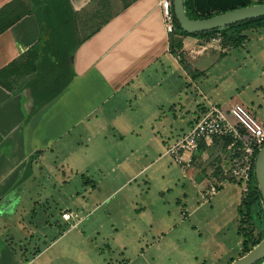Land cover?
<instances>
[{
	"label": "crops",
	"instance_id": "obj_1",
	"mask_svg": "<svg viewBox=\"0 0 264 264\" xmlns=\"http://www.w3.org/2000/svg\"><path fill=\"white\" fill-rule=\"evenodd\" d=\"M159 2L0 0V11L10 8L11 14L0 20L3 26H7L0 32V264H59L60 261V264H70L72 260L74 263L71 264H98L95 253L92 255L91 252H95L97 247L89 243V239L97 233L99 218L89 220L92 215L94 217L98 205L113 195L104 193L105 186L100 188L98 185L102 182H95L84 197L78 191L81 185H66L70 187L72 198L82 204L73 214L82 218L83 211L86 216L79 220L76 228L66 229L56 241L34 256L28 250L19 252L14 246V239L17 241L27 234L23 233V224L29 210L26 209L25 214L23 210L17 211L16 216L23 219L21 223L14 220L16 216L8 222L6 213L12 204L24 202V187L30 186L27 182L29 170L34 172L35 167L39 168L47 155L65 154L66 163L63 165L77 169L85 167L83 161L87 166L88 155V168L91 170L92 166H96L92 164L93 159L99 155L111 157L114 150L123 152L121 148L126 136L139 137L137 132L141 131V139L150 140L143 146H153L151 148L158 155L156 160L160 161L165 157L168 140L171 145L180 135L189 132L210 106L229 112L233 106L240 105L255 122L264 127V97L258 94H255L260 100L257 103L224 101L222 106L197 102L193 113L178 101L181 94L178 79L184 81L183 76L186 80L201 78L200 86L195 81L192 84L196 90L206 89L210 81L209 71L218 66L220 77L217 81L224 82V78L232 74L229 72H233V68L223 63L227 56L243 48L225 52L221 46L202 44L197 37L168 35ZM177 39L182 43L181 50L174 47ZM57 65V77L63 76L58 83L50 73ZM246 89L247 86L244 87ZM200 92L204 98L205 93ZM241 94L242 91L237 90L234 97L239 99ZM139 112L141 129L138 125L131 129L125 127V117L129 115L136 119ZM211 144L201 145L194 156L195 161H201L199 155L204 157L205 147ZM214 151L215 156H220V164L217 165L218 175H210L209 169L206 170L207 178L204 180L208 184L214 181L218 184L228 167V153L223 146L219 144ZM118 160L117 157L115 161ZM124 165L129 166V163L125 162L121 167ZM129 181L123 180L121 186ZM202 190L198 188L199 192ZM240 193V185L234 181L219 188L218 194L208 200L202 198L200 192L203 204L193 209L190 216L207 217L205 222L211 226V217L215 213L213 208L216 206L219 218L227 220L229 217L235 221V215L240 216L241 212L238 211ZM90 200L92 205L89 208L87 203ZM206 205L211 207L204 209ZM261 207L263 212L257 217L259 243L264 239L262 203ZM33 217L30 215L31 221L27 224L34 223ZM61 222L65 223L63 220ZM81 225L85 232H79ZM179 225L182 224L177 223L175 227ZM227 226L226 223L224 230L218 232H222L227 242L219 239V242H214L213 249L224 256L228 251L240 254L242 234L232 231V228L228 230ZM197 229L198 226L194 225L190 233L197 232ZM70 236L76 239V244L73 240L69 246L77 250L78 263H75L72 253L65 256L62 253L64 250H61L60 255L56 254V250L66 248L61 243ZM209 248L210 244L203 250ZM82 257L86 259L83 262ZM258 264H264V260Z\"/></svg>",
	"mask_w": 264,
	"mask_h": 264
},
{
	"label": "rangeland",
	"instance_id": "obj_2",
	"mask_svg": "<svg viewBox=\"0 0 264 264\" xmlns=\"http://www.w3.org/2000/svg\"><path fill=\"white\" fill-rule=\"evenodd\" d=\"M246 35L247 40L241 46L243 50L241 48L235 50V54L227 56L225 63H223V65L233 68V72H229L232 74L227 75L224 82L217 81L220 77L218 66L209 71L210 81L205 86L206 89L198 88L196 90L192 84V81H195V84L200 86L201 78L186 80L183 76L184 81L178 79L177 84L181 91L178 101L183 104L186 110L193 113L198 105L197 102H201L200 104L203 105L207 102L218 103L223 106L224 101L235 103L236 100H239L244 103L249 101L257 103L260 100L255 97V94L264 97V29L247 32ZM218 37L221 38L220 42L214 41V39L218 40ZM222 37L221 33H216L200 39L202 44L223 45L221 47L224 48L225 52L234 50L230 43H221ZM57 62L59 63L58 59ZM58 71L59 65L51 69L50 72L55 79L57 78V83L63 79L62 75L57 77ZM196 80L199 81L196 82ZM245 86H247L246 90H244ZM237 90L242 91L239 99L234 97ZM200 91L205 93L204 98ZM240 107L245 111L242 106ZM179 109L181 108L179 107ZM222 111L227 113L226 115L229 116L228 118L232 123H235L228 111L223 109ZM201 117L200 115L196 123ZM124 120H126L124 122L125 127L131 129L138 125V128L141 129V112L138 113L136 119L127 115ZM239 130L241 131L240 127ZM138 134H140L139 137L130 136V134L126 136L124 145H121L123 152L118 151L117 153V150H114L111 157L109 155L103 157L97 155L96 160L93 159L92 161V164L96 166H92L91 170L90 167L88 168V155L87 166L83 161L85 167L81 168L80 166V169L73 166L65 167L63 165L66 163L65 154L60 156L59 153H52L47 155L46 159L41 157L43 162L40 167H35L34 172L29 170L27 182L30 183V186L24 187V202L12 204L6 213L9 222L12 217L16 216L17 211H24L25 214L26 209L29 210L24 216L26 222L23 224L25 227L23 233L27 232V234H24L17 241L14 239V246L17 250L19 252L28 250L30 255L34 256L39 250L56 241L63 231L68 228L73 230L77 227L79 220H82L85 213L80 209L82 218L73 214L79 205L82 207V204L81 201L72 198V195L69 194L70 187L66 185L70 183H75L77 186L81 185L78 191L83 197L87 196L95 186V182L103 183L98 185L100 188L105 186L103 190L107 195L113 193L110 199L98 205L94 217L92 215L89 220L90 222L99 218L97 233L89 239V243L97 247L95 252L93 250L91 252L92 255L95 253L94 256H96L98 264H228L231 257H233L231 259L236 260L241 257L240 254L228 251V254L224 256L213 249L214 242H219V239L227 242V239L222 237V232L218 233L224 230L226 223L228 230L232 228V231L246 234L251 244L260 238L259 219L257 217L260 216L261 210L252 206L247 213L243 209L247 197L241 193L238 211L241 210L242 213L240 216L235 215V221H231L232 219H228L229 217L227 220L224 217L219 218L216 215V206L213 208L215 213L211 217V226L205 222L207 217L190 216L193 209L197 206L201 207L200 205L203 204V200L200 199V192L203 195L202 198L206 200L218 194L219 189L216 187L217 194L214 196L209 194L210 186H215V181L208 184L204 179L207 178V169L211 172L210 175H218L217 165L220 164V156H215L214 149L218 148L219 144L221 147L223 146L229 157L228 146L231 144L229 138L212 139L213 144L210 142L211 145L205 147L207 149L206 155L204 157L199 155L200 162L195 161L194 156L197 154H194L190 157V161L178 164L168 155L162 157L160 161L156 160L158 155L152 149L154 147L151 145L147 148L143 146V144L147 145L150 140H142L141 131H138ZM184 135H180V138ZM227 140L229 144H226ZM169 143L168 140L166 150L170 146ZM203 145L208 146L207 144ZM210 148H213V151H208ZM222 153L224 154L223 151ZM117 157L119 158L118 162L115 161ZM125 162H128L129 166L121 167ZM182 173L185 176L183 178ZM126 179H130L129 183L121 186L123 180ZM203 183L207 184L205 188ZM86 184L91 185L89 187ZM83 187L85 188L83 189ZM198 188L203 190L199 192ZM91 200L87 203L89 208L92 205ZM210 207V205H206L204 209ZM64 214L70 215V218L64 220ZM30 215L34 216L35 221L32 224H27L31 221ZM76 219L77 221H75ZM244 219L247 222L243 223ZM14 220L19 223L23 222L20 216H16ZM221 221L223 223H220ZM177 223L182 225L175 227ZM194 225L198 226V231L192 234L190 231ZM182 230L186 231L182 232ZM80 231L85 232L83 225L80 226ZM201 236L202 239H200ZM186 240L188 241L187 245L185 244ZM75 241L76 239H73L72 236L64 239L61 245H66V248L56 250V254L60 255L61 250H64L62 253L65 256L72 253L76 259L77 250L75 251L69 246V243L72 242L76 244ZM244 241L245 239L241 237V249ZM209 244V250L204 251L203 249ZM84 260L86 259L82 257L81 261ZM78 262L76 259L75 263ZM71 263H74V260Z\"/></svg>",
	"mask_w": 264,
	"mask_h": 264
},
{
	"label": "built area",
	"instance_id": "obj_3",
	"mask_svg": "<svg viewBox=\"0 0 264 264\" xmlns=\"http://www.w3.org/2000/svg\"><path fill=\"white\" fill-rule=\"evenodd\" d=\"M159 5L164 29L170 35L175 30L171 0H160ZM214 41L220 42V39ZM229 114L235 123L221 109L210 106L188 133L168 147L165 155L178 164L185 163L190 161V157L198 152L202 144H209L215 138H229L231 144L228 146V167L223 171L224 178L215 186H210L209 194L216 195L217 189L234 181L240 185L241 194L247 197L254 179L255 156L264 145V127L255 122L239 105L234 106ZM63 218L67 220L70 215L64 214Z\"/></svg>",
	"mask_w": 264,
	"mask_h": 264
},
{
	"label": "trees",
	"instance_id": "obj_4",
	"mask_svg": "<svg viewBox=\"0 0 264 264\" xmlns=\"http://www.w3.org/2000/svg\"><path fill=\"white\" fill-rule=\"evenodd\" d=\"M258 4H264V0H257V2H251V0H184V9H185L187 16L190 19H206V18L212 17L220 13L239 9L242 7L258 5ZM9 9L10 8H5V10L0 11V20H3L4 18H7L11 15ZM6 27L7 26H3L0 23V32H2ZM261 29H264V18L247 21L244 23L236 24V25L224 28V29L215 30V31L207 32V33L189 35V34L182 32L179 29L175 21V30L170 35L172 36L174 34H177L178 36H181V37L191 36V37H197V38H204V37H209L212 34L221 33L223 35L221 43L222 44L230 43L233 49H237L241 47L244 44V42L247 40V35H246L247 32H251V31L255 32ZM174 47L177 50H181L182 43L179 39L175 41ZM36 109L37 107H35V111ZM206 112H204L201 116H203ZM241 132L243 131L241 130ZM227 143L229 144L228 140L226 144ZM243 206H244L243 209L247 213L251 210L252 206L259 208V210L263 212V209L261 207V199H260L259 191L256 187V183L254 179H253V183L251 184L249 193L247 195V198ZM245 222H247L246 219H244L243 223ZM241 234H242L241 237L245 239L242 249L240 251V256L242 257L259 243L260 238L256 240V242L251 244L249 237L246 234H243V233ZM233 261L234 259H230V262L228 264H230Z\"/></svg>",
	"mask_w": 264,
	"mask_h": 264
},
{
	"label": "water",
	"instance_id": "obj_5",
	"mask_svg": "<svg viewBox=\"0 0 264 264\" xmlns=\"http://www.w3.org/2000/svg\"><path fill=\"white\" fill-rule=\"evenodd\" d=\"M172 12L179 29L189 35L224 29L236 24L264 18V4L242 7L206 19H190L184 9V0H171ZM254 181L264 208V145L254 162ZM264 260V239L244 256L230 264H258Z\"/></svg>",
	"mask_w": 264,
	"mask_h": 264
}]
</instances>
